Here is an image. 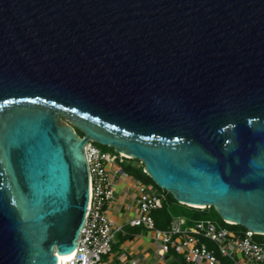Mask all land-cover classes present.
Instances as JSON below:
<instances>
[{"label": "water", "instance_id": "water-1", "mask_svg": "<svg viewBox=\"0 0 264 264\" xmlns=\"http://www.w3.org/2000/svg\"><path fill=\"white\" fill-rule=\"evenodd\" d=\"M87 140L264 233V0H0V264L75 249Z\"/></svg>", "mask_w": 264, "mask_h": 264}, {"label": "built area", "instance_id": "built-area-1", "mask_svg": "<svg viewBox=\"0 0 264 264\" xmlns=\"http://www.w3.org/2000/svg\"><path fill=\"white\" fill-rule=\"evenodd\" d=\"M83 151L89 177L88 203L76 247L65 264H105L102 256L111 251L114 234L119 230L106 213V206L113 199L111 169L115 167V174L119 171L126 176L116 163L128 156L102 151L91 140H87ZM135 184L139 214L130 220V225L152 230L156 246L154 264H165L170 251L181 255L177 264H264V233L246 229L237 233L210 219H198L185 227L183 217L173 218L165 229L156 228L151 213L161 207L163 197L152 192L150 185L139 181Z\"/></svg>", "mask_w": 264, "mask_h": 264}, {"label": "crops", "instance_id": "crops-1", "mask_svg": "<svg viewBox=\"0 0 264 264\" xmlns=\"http://www.w3.org/2000/svg\"><path fill=\"white\" fill-rule=\"evenodd\" d=\"M119 162L116 167H119ZM115 169V167H113ZM111 169L113 182V199L106 206L108 218L112 221L117 230L114 234V241L111 251L102 256L105 264H154L156 261V246L153 240L152 230L143 225L131 226L130 220L139 214L136 199L138 192L136 189L137 180L131 176H123L119 171L115 174ZM165 229V228H164ZM173 251L169 252L168 260L165 264H176L181 262V258Z\"/></svg>", "mask_w": 264, "mask_h": 264}, {"label": "trees", "instance_id": "trees-1", "mask_svg": "<svg viewBox=\"0 0 264 264\" xmlns=\"http://www.w3.org/2000/svg\"><path fill=\"white\" fill-rule=\"evenodd\" d=\"M119 163V166L124 173L139 181L141 184L156 187L158 189V192H156V194L162 195L163 199L161 207L153 210L151 213L156 228H163L165 226L168 227L172 219L175 217L185 218V227L192 226L193 222L198 219L211 220L217 217L220 225L224 228H228L231 231H235L237 230V228H241L242 230L240 232L245 230V228L240 225H234L224 222L212 206L197 208L178 203L169 192L159 188L151 180V178L143 171V164L140 163L139 160L134 158H124Z\"/></svg>", "mask_w": 264, "mask_h": 264}, {"label": "rangeland", "instance_id": "rangeland-1", "mask_svg": "<svg viewBox=\"0 0 264 264\" xmlns=\"http://www.w3.org/2000/svg\"><path fill=\"white\" fill-rule=\"evenodd\" d=\"M78 135H80L81 136V134H82V132L80 131V130H77V132H76ZM94 144L100 149V150H102V151H105V152H109V153H114L115 152V150L111 147V146H106V145H101V144H98L97 142H94ZM144 185V184H143ZM152 192H154V193H156V192H158V189L156 188V187H152V190H151ZM172 214H175V213H172ZM186 220V219H185ZM211 221H213L217 226H219V227H222L221 225H220V222H219V220H218V218L216 217L215 219H211ZM164 228H167V226H165V227H163V228H160L159 227V229H164ZM228 229V228H227ZM230 230V229H229ZM242 229L241 228H237V230H235V232L237 231V232H240ZM175 255H177V254H175ZM179 258L181 257V255H177ZM176 264H177V262H176Z\"/></svg>", "mask_w": 264, "mask_h": 264}, {"label": "bare ground", "instance_id": "bare-ground-1", "mask_svg": "<svg viewBox=\"0 0 264 264\" xmlns=\"http://www.w3.org/2000/svg\"><path fill=\"white\" fill-rule=\"evenodd\" d=\"M72 252L73 251L70 253L57 255L56 264H65V262L71 257Z\"/></svg>", "mask_w": 264, "mask_h": 264}, {"label": "flooded vegetation", "instance_id": "flooded-vegetation-1", "mask_svg": "<svg viewBox=\"0 0 264 264\" xmlns=\"http://www.w3.org/2000/svg\"><path fill=\"white\" fill-rule=\"evenodd\" d=\"M75 129V131L77 132V129L76 128H74Z\"/></svg>", "mask_w": 264, "mask_h": 264}]
</instances>
